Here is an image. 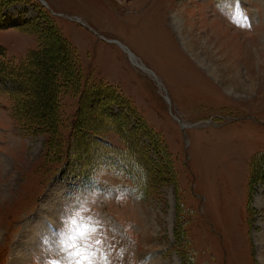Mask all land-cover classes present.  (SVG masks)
I'll return each mask as SVG.
<instances>
[{
  "label": "rangeland",
  "instance_id": "374dc122",
  "mask_svg": "<svg viewBox=\"0 0 264 264\" xmlns=\"http://www.w3.org/2000/svg\"><path fill=\"white\" fill-rule=\"evenodd\" d=\"M42 15L83 80L130 100L127 143L106 139L136 154L150 189L105 168L94 186L56 175L48 135L22 130L0 95V264H263L264 182L248 185L264 153V0H17L0 31L15 63L51 38L27 25ZM78 100L63 98L66 127Z\"/></svg>",
  "mask_w": 264,
  "mask_h": 264
},
{
  "label": "trees",
  "instance_id": "16d2710c",
  "mask_svg": "<svg viewBox=\"0 0 264 264\" xmlns=\"http://www.w3.org/2000/svg\"><path fill=\"white\" fill-rule=\"evenodd\" d=\"M16 1L0 0V31L10 27L2 16L3 10ZM42 24L48 27L51 38L19 64L11 60L6 48L0 45V95L9 98L11 112L22 130L30 134L48 135L46 161L59 165L56 175L78 177L87 185L94 186L95 170H114L123 173L134 184L137 194L147 197L150 181L148 178L142 179V171L135 167L139 158L129 147L118 148L106 139L109 133L114 132L127 143L117 120H123L127 118V113H133L130 100L108 85H95L89 83L88 79L83 80L76 50L49 16L42 15L27 25H34L33 32L36 30L40 34L36 27ZM17 27L22 31L24 29ZM40 69L43 73L35 75L36 70ZM87 78L91 80V77ZM70 93L78 96L79 102L76 114L66 127L62 119V101ZM87 107L90 109L89 114H82ZM92 111L99 115H94ZM66 128L68 133H65ZM89 143L90 149L86 146ZM86 150L92 154L84 155ZM83 157L85 160L81 164L80 159ZM88 159L93 162L84 168L83 164ZM260 182H264V153L256 155L251 163L250 193Z\"/></svg>",
  "mask_w": 264,
  "mask_h": 264
},
{
  "label": "bare ground",
  "instance_id": "6f19581e",
  "mask_svg": "<svg viewBox=\"0 0 264 264\" xmlns=\"http://www.w3.org/2000/svg\"><path fill=\"white\" fill-rule=\"evenodd\" d=\"M174 22H175V24L176 25H178L179 26V29L181 28V18H179V16L178 15H176L175 17H174ZM180 31H182V29H180ZM180 35L182 36V38L183 39H185V36L183 35V33L181 32L180 33ZM50 218H51V222H53L54 221V215H52V216H49ZM263 252V255H264V251H262ZM261 252V253H262ZM263 257V256H262ZM263 262V261H262ZM264 264V263H263Z\"/></svg>",
  "mask_w": 264,
  "mask_h": 264
}]
</instances>
